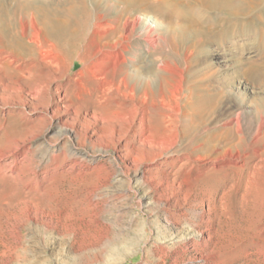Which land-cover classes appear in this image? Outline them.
<instances>
[{
  "label": "bare ground",
  "instance_id": "6f19581e",
  "mask_svg": "<svg viewBox=\"0 0 264 264\" xmlns=\"http://www.w3.org/2000/svg\"><path fill=\"white\" fill-rule=\"evenodd\" d=\"M75 60L82 66L70 74ZM232 64L255 67L264 89V0H0V93L18 115L39 112L21 133L45 123L46 135L58 130L69 142L44 135L33 149L40 134L8 140L0 178L29 191L57 173L76 180L91 167L80 139L91 147L98 140L121 172L125 159L143 163L148 182L162 172L165 201H213L198 241L186 245L203 264H219L223 246L198 247L214 242L224 216L213 184L205 187L245 167L254 170L251 184L264 162V93L249 98ZM179 161L197 162V171L177 184L167 168Z\"/></svg>",
  "mask_w": 264,
  "mask_h": 264
},
{
  "label": "rangeland",
  "instance_id": "374dc122",
  "mask_svg": "<svg viewBox=\"0 0 264 264\" xmlns=\"http://www.w3.org/2000/svg\"><path fill=\"white\" fill-rule=\"evenodd\" d=\"M81 66L75 60L70 74ZM232 66L229 73L238 71L248 84L249 98L256 102L264 93L258 71L246 64ZM7 100L8 96L0 93V148L10 140L40 134L31 142L33 149L38 147L47 124L21 133V127L29 125L39 112L18 115ZM52 124L54 127L55 121ZM46 137L51 143L69 144L58 130H51ZM108 139L105 131L100 142ZM80 142L79 151L89 156L91 167L76 180L71 174L57 173L55 180L29 191L13 179L0 178V264L204 263L201 251H193L186 242L198 241L196 234L203 227L197 224L213 201L175 205L171 198L167 202L164 199L171 191L159 183L164 178L162 172L148 182L139 172L143 163L125 159L127 167L121 172L110 161L113 149L101 152L98 140L91 147L84 137ZM96 163L102 168L94 171ZM181 163L167 168L170 180L176 183L190 171H197V162L184 168ZM253 172L245 167L238 175L229 173L224 181L209 182L205 187L210 189L213 184L217 193L211 200L216 197L218 213L223 210L224 216L211 232L215 243L198 247L206 253L213 245L215 249L223 246L217 248L221 251L219 264H264V162L257 166L249 184ZM176 241L179 243L170 245ZM175 257H179L177 261Z\"/></svg>",
  "mask_w": 264,
  "mask_h": 264
}]
</instances>
